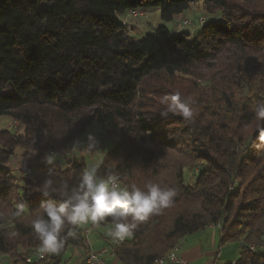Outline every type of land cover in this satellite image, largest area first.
Wrapping results in <instances>:
<instances>
[{"label": "trees", "instance_id": "obj_1", "mask_svg": "<svg viewBox=\"0 0 264 264\" xmlns=\"http://www.w3.org/2000/svg\"><path fill=\"white\" fill-rule=\"evenodd\" d=\"M190 1L0 0V116L23 126L21 134L0 130V254L7 264H60L68 247L88 253L79 225L66 229L76 234L59 254L36 257L32 220L41 204L62 202L40 191L46 178L76 187L87 167L81 155L64 166L45 157L94 123L113 140L96 165L99 175H118L124 187L153 182L176 191L132 236L113 237L120 264H153L208 226H218L219 247L239 243L238 257L226 264H264V121L254 112L264 101V9L200 0L210 16L193 36L159 24L140 39L116 17L158 9L170 22ZM187 76L200 80L190 98L178 89ZM152 82L159 83L155 93L179 91L192 120L162 116L167 105L147 100ZM16 147L35 152L33 176L7 166ZM20 205L24 211L13 215Z\"/></svg>", "mask_w": 264, "mask_h": 264}, {"label": "clouds", "instance_id": "obj_2", "mask_svg": "<svg viewBox=\"0 0 264 264\" xmlns=\"http://www.w3.org/2000/svg\"><path fill=\"white\" fill-rule=\"evenodd\" d=\"M166 110L162 116L170 113L182 117L185 121H191L193 110L190 103L181 97L176 91L165 101ZM258 121H264V101H258L254 108ZM264 134V128L260 129ZM92 141V137L88 136ZM84 144L80 140L73 141L72 151L81 149ZM90 151L95 147L94 142L85 145ZM67 154V153H66ZM53 155L45 157L48 164H52ZM40 191L48 196L58 194L62 202L58 205L51 202L41 204L42 212L32 220V229L40 242L41 253L59 254L69 237L75 236L74 230H68L69 226L85 225L91 222L93 225L111 218V235L116 239H124L133 235L138 222L144 221L149 214L159 213L163 208L171 205L176 195L175 189L162 187L158 183L149 182L143 189L132 185L120 186V177L115 174L102 176L98 174L96 165L83 170L76 187H69L67 181L58 182L50 175L40 186ZM25 205H20L13 215H19L24 211ZM131 218V219H130ZM18 232L9 233L14 238Z\"/></svg>", "mask_w": 264, "mask_h": 264}, {"label": "rangeland", "instance_id": "obj_3", "mask_svg": "<svg viewBox=\"0 0 264 264\" xmlns=\"http://www.w3.org/2000/svg\"><path fill=\"white\" fill-rule=\"evenodd\" d=\"M229 1L234 3L236 6L250 9L252 11L264 9V0H229ZM215 13L216 12H213V14ZM209 16L210 15L204 11L200 0H191L189 7L185 9L177 17H174V19L170 22H164L160 19L158 9H149L146 11L137 10L135 14H133L131 11L116 13L117 19L121 20L125 24L126 31L128 32V34L132 35L137 39L142 38L147 33H153L155 28L159 24L166 26L170 31H174V30L188 31L190 35L193 36L201 26V24H199L198 22L200 17H204V19L205 18L207 19ZM186 20H189L191 24L189 25L182 24V22ZM200 73H204V71L200 70L198 74ZM179 82L183 83V85H181L178 88L182 92V94L188 93L187 95L188 98L194 97L196 95L193 86L195 85V83H200L199 76H187L185 78L179 79L178 83ZM158 84H159L158 82L156 83L152 82L149 83V85L147 84V91H148L147 100L150 102L160 103L161 105H166L165 103L166 99L170 97L172 94H169L168 92L166 93L162 92L161 90L158 91L157 93L153 92L155 88H158L157 87ZM0 130H8L14 134H21L23 131V126L21 123L12 120L8 116H0ZM88 136L92 137V141L88 140ZM77 140H80L82 143H84L81 145V149L73 152L71 150L73 144L72 141L66 147L54 152V154H52L54 157L53 160L59 159L61 166H64L69 158L73 156L81 155V156H85L87 167H90L93 165H97L100 159L102 158L103 154L113 145V140L109 139L105 131L101 129L98 124L95 123L90 125L82 134V136ZM89 142L95 143V147L90 151L85 146ZM33 153L35 152H25L22 148L16 147L13 150L12 156L7 161V166L12 169V173L14 175L17 174L18 176L21 177L33 176L32 173L29 175L23 174L21 170V167L23 165H28L33 167V164L35 163L34 157L32 156ZM189 175H190L189 177L192 176L191 173ZM186 177H187V172H186ZM120 186L124 187L123 184H120ZM80 226L82 227L83 225ZM88 226L90 227L89 224L87 225V227ZM111 226L107 225L105 226V228L103 227V225H97L94 228L91 227L90 231H92V233H95L93 239L95 240L99 239L98 238L99 233H104L105 236H107L106 232L110 231ZM87 233L88 232H86V235ZM108 237L111 238V234L108 235ZM94 246L96 245L94 244ZM239 251H240V246L238 242H228L222 245L220 248L221 257L219 258V263L220 264L229 263L230 260H232V258L238 257ZM172 252H174V250L171 251L170 253ZM39 253H41L40 250ZM85 254L86 253H84V255ZM9 262H10V258L7 255L0 254V264H7ZM72 262L73 259L71 256V251L67 250L66 253H64L63 259L60 262V264H72Z\"/></svg>", "mask_w": 264, "mask_h": 264}, {"label": "crops", "instance_id": "obj_4", "mask_svg": "<svg viewBox=\"0 0 264 264\" xmlns=\"http://www.w3.org/2000/svg\"><path fill=\"white\" fill-rule=\"evenodd\" d=\"M88 224L90 225V227H87ZM88 224L82 226L83 229H87L86 231L88 232L87 235L84 234L86 238L87 248L101 254L106 264H120L118 259L111 251V245L114 241L112 235L111 238L108 237V235L111 234V229L109 232H106L107 236H105L104 233H99V239L95 240L93 239L95 233H92V231H90V228H94L97 225H91V222H89ZM107 225L111 226V224H106L103 225V227L105 228V226ZM84 233L86 232L84 231ZM218 240V227L208 226L205 229L199 230L182 238L179 241L177 247L174 248V254L182 260L183 264H220L219 258L221 257V247H219ZM94 244L96 246H94ZM67 250L71 251V256L73 259L72 264H81V261L85 256L83 249L77 247H68L66 251ZM262 250L264 251V248ZM235 259L236 258H232L230 262H233Z\"/></svg>", "mask_w": 264, "mask_h": 264}, {"label": "built area", "instance_id": "obj_5", "mask_svg": "<svg viewBox=\"0 0 264 264\" xmlns=\"http://www.w3.org/2000/svg\"><path fill=\"white\" fill-rule=\"evenodd\" d=\"M133 14L136 13V11H132ZM204 20L199 19L198 22L201 24ZM184 25H189L191 22L189 20H186L182 22ZM24 174H31V168L28 165H23L21 167ZM218 227V226H217ZM87 229H84L85 232ZM86 234V233H84ZM41 253H35L36 257H40ZM30 259L27 258L26 261H29ZM81 264H106L104 259L102 258L101 254L94 250H89L88 253L83 257ZM155 264H183L182 260L177 255H171L167 258H164L162 262H156Z\"/></svg>", "mask_w": 264, "mask_h": 264}, {"label": "bare ground", "instance_id": "obj_6", "mask_svg": "<svg viewBox=\"0 0 264 264\" xmlns=\"http://www.w3.org/2000/svg\"><path fill=\"white\" fill-rule=\"evenodd\" d=\"M200 19L204 20V17H200ZM171 255H175L174 252L168 254L166 257H161V258L157 259L156 262H162L164 260V258H167L168 256H171ZM43 256H44V254H41L40 258L43 257Z\"/></svg>", "mask_w": 264, "mask_h": 264}]
</instances>
